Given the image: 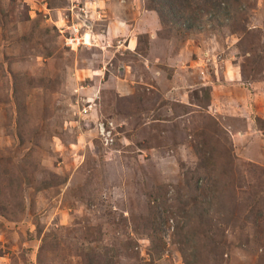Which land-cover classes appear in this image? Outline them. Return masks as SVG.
<instances>
[{"label":"rangeland","instance_id":"obj_1","mask_svg":"<svg viewBox=\"0 0 264 264\" xmlns=\"http://www.w3.org/2000/svg\"><path fill=\"white\" fill-rule=\"evenodd\" d=\"M71 1L0 0V264H264V214L245 225L241 207L264 202V0H174L172 61L102 36L152 0ZM85 6L93 42L68 47ZM206 156L216 192L192 197ZM210 199L236 219L206 234Z\"/></svg>","mask_w":264,"mask_h":264},{"label":"trees","instance_id":"obj_2","mask_svg":"<svg viewBox=\"0 0 264 264\" xmlns=\"http://www.w3.org/2000/svg\"><path fill=\"white\" fill-rule=\"evenodd\" d=\"M152 2L154 3L155 6L159 5V8L149 6L148 9L153 10L158 13L165 28H168V29L171 28V27H168V24H175V25L179 24L178 22H179V19L182 18V13H180V9L176 6V3L174 0H152ZM186 29L191 30V27H187ZM142 38H145L147 43H149L148 35L143 34ZM136 53H140L139 47H137ZM201 144H203V142ZM198 155H200L199 152H198ZM207 160H208L207 156L204 160H201L202 166L200 167V169H198L197 173H195V176L192 179V182L193 181L195 182L189 183L190 194L192 197L196 195L206 197L204 192L207 193L208 191L209 193V191L210 192L212 190L215 191V187L218 184V183H207L208 180L212 179L211 171L208 169L209 163L207 162ZM203 180H206L205 183H203ZM44 183H46L44 184L46 186L49 185L47 184L48 182H44ZM223 185H226V184L222 183V187H223L222 194H225L224 192L225 189ZM257 199H258V196L253 197L250 203H246V205H241L243 209V213H242L243 216L241 215V212H240L238 217L239 218H241V216L243 217V221L245 222V225H247L248 223H253L254 225L255 224L258 225L261 222L262 214H264V209L259 208L258 204H261L260 207H264V202H262L263 199H260V200H257ZM202 200L204 201V199ZM218 205H219V202H217L214 199H210L208 202L206 201L205 203L203 202L202 204L196 205L197 206L196 215L200 223H202L203 227L205 228L206 234H210L212 231H214L215 225H216L215 216H222L223 218L222 222H224V224L226 223V225L229 224L230 218L236 219V217L233 216L234 215L233 207L227 204H224L222 202V215H221L217 211ZM155 232L156 231L154 230L153 236L156 237L157 235ZM243 245H244V242L241 241L239 243V246L242 247ZM223 247H225L224 243H222V248ZM87 256L89 257V259L94 260L96 264H112L113 263L112 251L110 250L100 251V252L97 250H93V251H90L87 254Z\"/></svg>","mask_w":264,"mask_h":264},{"label":"crops","instance_id":"obj_3","mask_svg":"<svg viewBox=\"0 0 264 264\" xmlns=\"http://www.w3.org/2000/svg\"><path fill=\"white\" fill-rule=\"evenodd\" d=\"M108 1L109 0H97L96 2L93 1L90 3L94 6H97L94 7V9H96L99 8L100 6L102 7L108 6L107 5ZM71 2L74 3L75 0H72ZM120 2L122 3L123 0H121ZM96 13H99V15H101L100 9L96 10ZM135 13H136V17L132 23H129V21L124 19V16L120 18L110 16V20L106 23L102 36L106 39L107 37H111L113 38V40L121 37L126 38V36H129V38H126L125 40V44H126L125 47L129 50H135L139 45L137 36L140 34H146L149 37L150 58L153 56L159 57L160 51H163L164 54L170 52L169 58L168 56H165L164 58L165 61H172L178 58L180 56L178 53H174V55L173 53H171L172 52L171 43L168 40L163 39L159 34L163 26V23L159 15L155 11L152 10L150 11L145 8H142L140 11H136L135 9ZM106 21L107 20H105V22ZM169 66L174 68L171 79H169V81L173 82L174 81L173 79L178 76L177 74L179 71L175 68L174 63L173 65L170 63ZM155 73L159 74V72L156 70ZM155 77L157 80V76ZM179 88H184V87H179ZM175 89L177 92L179 91L177 87H175ZM173 91L174 89L172 88L171 90L168 91V93L173 94ZM185 97H187V95L184 93L182 102L186 101Z\"/></svg>","mask_w":264,"mask_h":264},{"label":"built area","instance_id":"obj_4","mask_svg":"<svg viewBox=\"0 0 264 264\" xmlns=\"http://www.w3.org/2000/svg\"><path fill=\"white\" fill-rule=\"evenodd\" d=\"M78 7V6H77ZM88 7H84L81 9L79 8L78 15H77V21L76 23L70 24L67 26V29L65 32H67V36L64 37L65 43L68 47L71 48H77L81 45H90L93 42V35H92V21L89 19V15L91 16L90 9H86ZM96 12V11H95ZM94 16V14H92ZM99 15V14H98ZM92 17V16H91ZM100 18L99 16H96ZM79 20V21H78ZM84 30V34L81 30ZM61 33L65 34L63 31ZM85 113H87V109L84 110ZM112 124V123H111ZM97 128L99 132H101L102 137L105 141L109 142V137L113 134V131L115 130L113 124L110 125V122H104L99 121L97 122ZM107 133V137H105L104 133ZM106 144V143H105Z\"/></svg>","mask_w":264,"mask_h":264}]
</instances>
